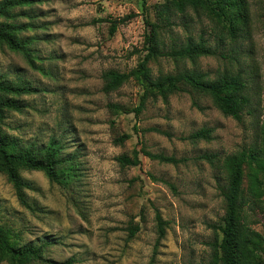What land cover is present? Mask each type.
Listing matches in <instances>:
<instances>
[{
	"label": "rangeland",
	"instance_id": "1",
	"mask_svg": "<svg viewBox=\"0 0 264 264\" xmlns=\"http://www.w3.org/2000/svg\"><path fill=\"white\" fill-rule=\"evenodd\" d=\"M164 1L145 0L143 9L141 0H40L22 7L27 16L17 18L32 26L23 32L30 38L28 56L0 45V74L37 90L19 97L25 107L7 112L3 128L21 145L41 146L52 139L60 156L71 158L65 164L72 162V175L63 186L41 171L20 172L32 187L24 190L30 209L18 202L0 173V225L18 242H51L43 247L45 258H70L71 264H210L209 243L215 234L209 224L218 223L223 212L217 188L223 177L198 156L215 152L222 157L238 150L251 140L255 120H264V0H246L249 38L236 41V60L200 56L190 62L159 56L148 63L152 75L192 68L210 78L223 70L245 75L252 63L257 90L253 118L244 114L238 122L208 97L188 91L174 92L165 101L149 98L136 116L113 113L108 103L135 106L140 89L129 80L104 93L100 74L136 64L144 53L139 51L147 30L143 19L153 21V6ZM129 13L135 15L120 21ZM186 17L188 31L179 14L161 31L164 50L182 44L187 35L214 44L218 29L206 15L187 10ZM109 20L116 24L112 34ZM200 127L212 128L209 140L187 137ZM122 133L129 137L115 142ZM140 146L181 161L164 163L141 153L135 166L115 160ZM156 211L166 222L160 238ZM245 214L258 220L251 227L264 235L262 212ZM133 225L138 229L129 236Z\"/></svg>",
	"mask_w": 264,
	"mask_h": 264
},
{
	"label": "trees",
	"instance_id": "2",
	"mask_svg": "<svg viewBox=\"0 0 264 264\" xmlns=\"http://www.w3.org/2000/svg\"><path fill=\"white\" fill-rule=\"evenodd\" d=\"M40 0H0V45L10 50L21 52L28 56L27 45L29 39L23 32L31 28L29 22L18 21L19 16H27L22 7H30ZM145 8V0H141ZM153 21L144 18L147 26L143 34L142 47L136 64L127 71L107 69L101 72V91L104 93L118 89L123 83L131 80L138 85L140 94L135 106L127 107L118 103H108L107 107L113 113H133L138 115L144 108L147 99L160 98L166 100L168 95L177 91H188L202 94L209 98L212 105L223 115L230 116L241 122L246 114L253 118L257 104L255 86V67L247 64L248 73L242 75L240 71L223 70L219 74L208 77L205 72L195 69H182L175 72L152 75L148 66L149 61L159 56L173 59H186L194 62L200 56H218L228 60L239 57V49L235 45L240 38H249V14L246 0H165L154 6ZM18 11H15V10ZM20 9V10H19ZM195 14L203 13L217 27L214 33V44H207L199 36L194 39L187 35L185 41L178 45L163 49V39L160 34L169 25L173 15L179 14L183 27L187 30L186 11ZM129 13L120 21L134 16ZM116 29L113 20H109V34ZM188 31V30H187ZM212 31V29H211ZM228 45V52L224 46ZM250 52L243 53L248 56ZM37 90L29 84L16 83L0 74V173L11 184L18 202L30 209L24 190L32 189L31 185L20 175L22 170L41 171L45 177L58 185H65L73 169L72 162L65 164L68 159L60 156L59 146L50 139L46 144L21 145L19 140L4 128V118L9 111L20 112L25 104L19 98L21 95L35 93ZM193 105H196L193 101ZM254 132L251 140L243 144L238 150L219 157L217 153L203 152L198 157L205 160L213 169L222 174L223 182L217 185L223 203V212L218 223H211L215 236L209 243L211 254L210 264H262L264 263V235L251 227L257 219H247L248 211L262 212L264 217V120H255ZM152 130L159 131L157 128ZM211 127H200L188 134L191 140H209ZM129 137L122 133L114 141L122 143ZM159 162L176 164L181 159L152 153L143 146L132 148L129 154L121 153L115 157L120 166H135L139 164L138 154ZM173 189V186L169 184ZM157 237L163 235L162 220L156 211ZM264 225V221H263ZM138 229L133 225L128 229L132 236ZM48 240L35 244L30 241L18 242L8 228L0 225V260L6 264H33L44 262L49 264H71V259L53 261L43 256V247L50 244Z\"/></svg>",
	"mask_w": 264,
	"mask_h": 264
}]
</instances>
